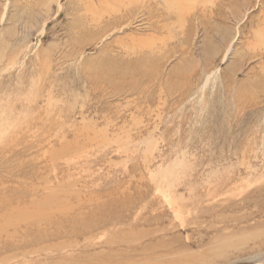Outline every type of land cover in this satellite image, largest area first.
<instances>
[{
	"label": "rangeland",
	"instance_id": "obj_1",
	"mask_svg": "<svg viewBox=\"0 0 264 264\" xmlns=\"http://www.w3.org/2000/svg\"><path fill=\"white\" fill-rule=\"evenodd\" d=\"M131 2L0 0V264H264V0Z\"/></svg>",
	"mask_w": 264,
	"mask_h": 264
},
{
	"label": "bare ground",
	"instance_id": "obj_2",
	"mask_svg": "<svg viewBox=\"0 0 264 264\" xmlns=\"http://www.w3.org/2000/svg\"><path fill=\"white\" fill-rule=\"evenodd\" d=\"M133 1H134V5H133L132 2H131V3H132L131 5L136 6V8H137L138 4H135L136 0H133ZM166 1H167V0H166ZM170 1H172V2H171V5H178V9H177V10L182 9V6H183V3H182V2H183L184 0H170ZM250 1H252V0H246V5H250ZM167 4H168V2H167ZM238 4H239V3H238ZM142 5H143V4H142ZM145 7L148 8L149 5L147 4V6H145ZM145 7H144V5H143L142 8L144 9ZM142 8H141V9H142ZM144 10H145V9H144ZM132 14H133V13H132ZM229 14H230V13H229ZM262 25H263V27H264V23H263ZM262 32H264V28H263V31H262ZM142 48H143V47H142ZM246 154H247V153H246ZM44 197H45V196H44ZM49 198H50V196H49ZM46 199H47V198H46ZM41 201H42V200H41ZM20 207H21V206H20ZM31 207H32V206H31ZM7 209H8V208H7ZM22 209H23V208H22ZM22 209H21V210H22ZM24 209H25V207H24ZM18 210H19V209H18ZM32 210H33V209H32ZM0 212H1V211H0ZM10 212H11V211H9V213H10ZM15 212H16V211H15ZM6 213H7V211H6ZM9 213H8V214H9ZM116 213H117V212H116ZM3 214H4V213H3ZM117 214H118V213H117ZM1 215H2V214H1ZM1 215H0V220H1V217L4 218V216H1ZM104 215H105V214H104ZM40 216H41V215H40ZM50 216H51V215H50ZM3 218H2V219H3ZM3 221H5V220H3ZM110 221H111V220H110ZM1 222H2V221H1ZM6 222H7V221H6ZM3 223H4V222H3ZM6 224H7V223H6ZM119 224H121V223H118V225H119ZM2 225H3V224H2ZM2 225H0V226H2ZM44 225H45V224H44ZM111 225L117 226V225H115L114 223H110L108 220H106V223L103 224V227H109V226L112 227ZM35 226H36V224H35ZM100 226H101V225H100ZM1 228H2V227H1ZM1 228H0V237H2L3 235H5V230H4V229H1ZM39 229H40V228H39ZM85 230H86V229H85ZM85 230H84V231H85ZM6 231H7V230H6ZM8 231H9V230H8ZM25 232H26V231H25ZM31 232H32V231H31ZM121 232H122V231H121ZM60 233H61V232H60ZM32 234H33V233H32ZM15 235H16V232H15ZM17 240H18V239H17ZM90 240H91V239H90ZM73 260H74V259H73Z\"/></svg>",
	"mask_w": 264,
	"mask_h": 264
}]
</instances>
